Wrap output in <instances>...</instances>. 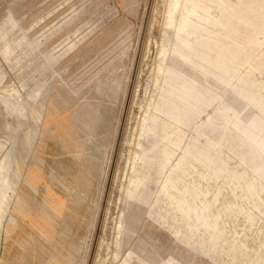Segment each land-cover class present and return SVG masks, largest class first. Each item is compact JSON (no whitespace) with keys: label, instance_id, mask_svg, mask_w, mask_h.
<instances>
[{"label":"rangeland","instance_id":"1","mask_svg":"<svg viewBox=\"0 0 264 264\" xmlns=\"http://www.w3.org/2000/svg\"><path fill=\"white\" fill-rule=\"evenodd\" d=\"M236 1L246 0H217L197 15L228 14ZM260 2L255 15L264 16ZM170 5L0 0V110L26 108L17 143L1 133L0 157L7 149L21 157L23 173L37 170L21 191L29 219L0 222V264H264V94L245 90L248 82L264 89V21L241 25L227 49L213 38L210 63L184 68L193 83L182 99L161 83L178 87L181 74L156 70L157 51L172 45ZM193 35L179 34L181 53H193L188 43L204 47ZM218 51L227 67L226 52L236 58L228 74L215 69ZM241 88L244 101L235 93ZM150 100L164 113L147 121L141 153L134 139ZM44 110L57 114L48 132L37 121ZM48 187L65 204L49 239L33 228L40 222L46 230Z\"/></svg>","mask_w":264,"mask_h":264},{"label":"bare ground","instance_id":"2","mask_svg":"<svg viewBox=\"0 0 264 264\" xmlns=\"http://www.w3.org/2000/svg\"><path fill=\"white\" fill-rule=\"evenodd\" d=\"M190 1L191 0H171V5H170L169 9L167 10V15H166V17H167L166 18V20H167L166 21V32L168 34V37H171V35L173 36L171 38L172 45L170 47H162V49H159L157 51V54H156V56L159 58V63L156 66V70H158L160 72L162 78H164L166 75H169V74H181L182 83L178 87H174L171 83L167 82L166 80H163L161 82L163 89H164L163 92H165V94L168 96H171V97L176 96V97H180L182 99L187 97V95H188L187 88L193 83L192 76L190 74H188V72H186L184 70V68L189 69L191 71V73L194 72V69H193V67H194V63H193L194 61L193 60L194 59H197L198 61H201V62L204 61V62L210 63L211 55L209 54L210 53L209 50L211 49V43H212L213 38L215 39V41H217L219 38H222V40H224L225 42L221 41L222 43L219 45L218 48L219 49L222 48V50L227 49L230 46V45H228L229 43L227 41H230V39H232V37L242 35L241 34L242 28L240 27L241 25H243V24L254 25L256 23V21H258V20L264 21V16L255 15V9L260 8L263 5L260 2V0L236 1V3H234V5H236L237 2H242V4L240 6L237 5L239 7V8L237 7L238 12H237V10L236 11L233 10V7H231V11L228 14H225V13H223V10H220V13H218L214 17V19L202 18L201 16H198L197 13L200 11H202L203 13H206L208 11V9L210 8V3L215 2L217 0H197V1H199L197 5L196 4L190 5V11L188 12V14H185V15L181 14L182 8L186 4H188ZM250 14H253L251 16V18L248 17V16H250ZM212 25H214V27L216 28V30L214 31L215 37H212V35H211V26ZM218 26H221L222 28L220 29ZM188 27L190 29L187 31ZM184 30L186 33L195 34V35H193V39L195 38L194 39L195 42L197 41L199 44H201V45L203 44L204 47L195 46L194 44H196V43H194V44L188 43L189 46H191V48L194 49L193 53H189L187 55L181 53L179 50V44H180L179 34L184 32ZM253 33H255V31H253ZM248 40L251 41L252 39L248 38ZM219 49H216V52ZM219 51H218V54H220V55L222 54V55L219 57H215L214 60H219L221 65H220V67H218V68L216 67L215 69L221 71L222 73L228 74L230 72L229 67L231 64L236 63V60H235L236 58H231L229 55V52H226V55H227L226 58L229 57V59H230V63H228L229 66L227 67L225 65V63H227V62L224 61L225 56L223 55L222 51H221V53H219ZM167 61H169V64L171 65V68H172L169 72L167 71L169 69L166 70V68H165V65H166L165 63ZM185 64H186V66H185ZM120 81H121V79H120ZM165 85L167 87H164ZM246 86H248L249 88H252L251 91L245 88V90L250 92L252 95L253 94L255 95L257 93H258V95L264 94V89L257 91V88L253 87L251 82H248ZM118 87H119V85H118ZM242 90L243 89L241 88L235 92L236 96L238 98H240L241 101L243 100V98H242V92L243 91ZM115 91H116V89H115ZM114 95H115L114 93L110 94L108 97L109 100H111L114 97ZM49 100L50 99H48L47 101H49ZM235 101H237V100H235ZM251 103L252 102H250V104ZM47 104H48V102H47ZM58 107H60V106L58 105ZM146 109H147L146 114L143 116V119L140 121V123H138V124H140L139 133L135 137L136 139H134L135 140L134 145L136 147H140L141 153L145 152L146 145L150 141V136L148 135L149 127L147 126V121L150 120V118L155 113L156 114L164 113V111H162V110H164L163 106H162V102H160L158 104L157 103L154 104L153 100H150L148 105L146 106ZM24 111H26V108L23 105L11 107V108H8L5 105H2V107H1L0 114L2 115V119L4 120V128L2 125H0V135L3 131L9 132L10 133V141H12L13 144L17 143V141L14 140L13 135L16 133L17 128L20 125V120L24 118ZM53 111L44 110L42 113L37 112L38 113L37 121H40L42 123V131H44V132L49 131L51 124L53 123V121L55 120V118L57 116V114L56 113L54 114ZM33 113H35V111H33ZM41 115H45V117L41 118ZM69 115H70V113H69ZM61 117L63 118V116H61ZM173 117H175L174 114H173ZM260 118H257V120H260ZM57 127H58V125H57ZM41 133H40V136H41ZM48 139H49V137H48ZM27 140H28L27 138H24V139L20 140L19 143L26 144ZM136 154H138V153H136ZM22 168H23V162H22L21 157L14 156L7 149L4 150L3 154L0 157V222H1L2 218H4L5 216H8L10 219L8 225H10L11 227L18 221V218H20L19 220H22V218H23V220L29 219V212L27 210V204H26L25 196L23 197V193L21 191H22V188H23L22 186L24 183L34 184L36 181L35 178L37 177V173H36L37 170L35 168L29 170L28 173H23L21 171ZM76 204H77V202H76ZM64 205L65 204H63V202L61 200H58V199L55 200L51 196V191H50V188L48 187L47 192H46V199L43 202V208L41 209V217H40V219L42 221H44V224L46 225V230L45 229L43 230L41 223L38 222L37 226L36 225L33 226L35 232L38 234H41V236L43 235L45 238H48V239L54 238V228H53L52 222L55 219V217L59 216V211L63 208ZM17 216H18V218H17ZM19 216H21V217H19ZM60 223H58V224H60ZM9 231H10V229H9ZM56 236H57V234H56ZM53 258L57 259L55 256H53Z\"/></svg>","mask_w":264,"mask_h":264}]
</instances>
